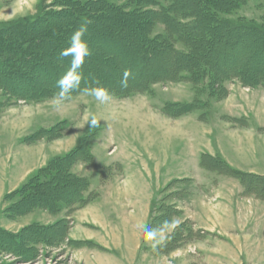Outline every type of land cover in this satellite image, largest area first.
Instances as JSON below:
<instances>
[{
    "label": "rangeland",
    "instance_id": "obj_1",
    "mask_svg": "<svg viewBox=\"0 0 264 264\" xmlns=\"http://www.w3.org/2000/svg\"><path fill=\"white\" fill-rule=\"evenodd\" d=\"M106 1L124 6L128 10L135 9L137 7L136 2H141L139 0ZM159 1L170 4L172 2H189L191 5L196 6L192 0ZM231 2L232 5L226 4L228 6H222L220 16L226 20L233 22L243 21L264 29V0H232ZM59 8L57 0H0V23L24 22ZM138 8H142V5L140 4ZM56 18H44L38 21L31 29H25L27 33L34 35L38 39L37 41H40L38 47L35 48L36 52L34 51L36 56L33 55L34 58L24 60L21 65L17 63L10 68L12 71L19 72L22 77L23 83L19 90L26 93L31 91L39 92L41 90L43 92L40 100L17 101L13 97H8L0 89V139L1 141L8 140L10 145L16 144L11 149V175L15 174L19 168L20 153L25 155L28 163L36 162V158L40 156L38 149L26 148L27 142L24 137H26L27 132L31 133L30 131L37 127L35 132L26 137V139H29L35 133L36 137L43 136L44 138L39 140H48L45 141L49 143L48 151L54 155H59L64 153L67 147L71 145L70 139H64V137L73 126L77 127L75 134L78 135L79 139L82 138L81 142L87 138L88 133L98 132L92 129L94 125L91 124V119L93 117L98 120L96 125L102 128L95 142V154L97 158L103 161L112 159L115 156L121 157L127 164H131V167L134 166V169H136L142 162L143 153L146 155L145 161L155 155L157 162L160 164L167 162V157L162 155V151L165 150V152H171L169 154L171 156L170 159L182 157L183 152V156L186 153L189 155L192 147L197 148V146L209 142L204 139V135H202V138L198 135L201 140L197 139L195 142L190 143L191 145L186 144L185 140H181L184 139L183 128L190 126L191 130V118L195 117L199 121L201 120V123H204L201 124V128L213 132L210 139H212L214 144L218 142L222 134L224 143H226L227 138L225 135L227 136V134L232 139L235 137L236 139L246 138L244 142L247 141V137H253L255 147H262L256 149L258 158L251 157V154H249L244 155L245 158L242 160L243 156L241 153L237 151V148L233 147L228 149L227 155L236 164L244 163L247 167L256 166L259 170H264V162L261 160L264 154V98L262 94L264 87L260 85L251 88L243 85L238 79L225 81L224 85L229 89V95H231L232 91L238 90L242 92L251 90L253 92L246 93V97H241L240 102H237L238 104L232 102L228 104L229 95L224 98H217L214 101L211 97L208 99V92L203 89L201 84V88L205 91V93L201 94L199 92L200 89L198 90L202 100L201 104L194 110L180 116L168 115L170 118L163 111L165 103L168 101L191 102L195 93L192 91L190 83L157 82L152 85V89L148 92L132 93L127 97H118L112 94L111 101L103 104L89 95V90L84 87L83 90L70 94L69 99L56 106L54 104L56 95L48 94L45 88L46 85L56 87L57 80L68 70L71 58L62 60L59 58L58 52L67 48L72 35L67 30L69 24L63 19L56 21ZM92 24L88 28L86 36L92 55L85 58L82 68L81 87L84 83L88 84L96 81L121 85V80L124 78L126 70L129 71L127 77V85H129L141 82L142 79L147 77H152L156 72L162 73L158 68H163L164 72H170L174 67L173 58L168 53L156 54L145 47L141 38L143 27L140 28L141 31L138 30L136 23L120 25L117 22L110 21L107 16L103 15L101 19H95ZM51 27L55 28V33L52 36L47 32ZM202 28H200V31L203 32L208 29L212 33L213 41L210 46L205 47H210V57L214 61L217 60L219 69L241 67L246 70L250 66L252 73H256L264 68V36L259 30L242 27L232 28L231 26L213 28L212 24L208 22L202 23ZM164 30V25L156 23L153 32L154 34H159L163 33ZM103 45L106 47V54L103 52L100 54V51H102L100 47H103ZM177 47L183 48V45L177 43ZM24 58L26 59V56ZM239 64L241 65L239 66ZM4 68L5 66L1 67L0 71ZM24 68H26L25 71ZM254 89L257 90L254 91ZM246 111L249 113L247 114ZM227 112L231 115L227 114ZM61 120L66 121V123L61 124L60 122H63ZM56 121L59 123V128L57 131L55 129L51 136H48L50 133L48 130L58 124ZM49 123H53V125H49ZM253 129L257 131L256 135L248 133V131L253 132ZM39 130L41 131L38 132ZM232 134L234 135L233 137H231ZM232 141L236 147L237 142L235 140L229 141V145ZM242 142L243 140L240 143ZM111 147H114L112 152L114 154L109 158L107 157V152ZM4 150L7 153V147ZM173 151H176L174 156L172 154ZM131 154H135V159L131 157ZM130 157L134 159V162H131ZM167 163L168 166L174 165L172 160ZM214 163H211L213 167ZM168 166L164 167V171L167 172ZM151 168L154 169L155 177H157V172L153 165H151ZM216 169L219 168H213V170ZM109 171L106 170L103 173V182H107L110 173H114V171ZM115 171H118V169ZM146 174L149 175L147 172ZM235 180L240 183L236 177ZM259 182L258 187L260 188L259 191H261L264 188V182ZM216 187H218V184ZM242 187L245 188L244 185ZM201 189L190 179L172 180L162 188L156 198V200H160L156 202L155 212L157 213V208L165 200L167 205L174 204L172 208L175 206L180 210L179 215L184 218L183 213L186 212L190 205H193V198ZM252 191L255 190L252 189ZM92 195L94 196L95 194L92 193ZM247 196L256 197L254 194ZM14 199L6 200L4 209L8 208ZM180 201L183 203L181 206L178 204ZM79 204L80 202H76L67 210L70 212ZM171 217L160 221L154 220L153 226L155 228L153 229L159 230L158 237L162 242L157 243L153 247L154 242L146 241L144 234L145 241L143 240L142 242L144 247L150 248L155 254H167L170 257V261L175 264H202L204 263V258L205 264H214V261H218L216 264H240L241 262L242 264H264L262 263L264 260L259 254L254 256L253 263L247 262L249 260L242 250L233 245L229 247L224 243L216 250L209 249L205 244L217 239L216 234L199 229L189 218L182 219L183 221L181 220L179 224L171 228L170 225L175 218L172 215ZM164 221H169V223L164 224ZM14 225L16 227L20 226L19 224ZM24 228L22 226L20 230H24ZM205 251L209 253H205ZM1 252L0 259L5 264H77L71 258L67 248L63 246H44L43 253L39 254L27 252L23 245L18 254L6 249H2ZM207 259L209 260L207 261Z\"/></svg>",
    "mask_w": 264,
    "mask_h": 264
},
{
    "label": "crops",
    "instance_id": "obj_2",
    "mask_svg": "<svg viewBox=\"0 0 264 264\" xmlns=\"http://www.w3.org/2000/svg\"><path fill=\"white\" fill-rule=\"evenodd\" d=\"M256 90L254 89V91ZM246 93L253 92L251 90L247 92L232 91L228 97V104H231L230 102L238 104L237 102H240L241 97H246ZM262 94L264 98V91ZM227 114L230 113L227 112ZM192 118V129L190 130V126L183 128L184 139L181 140L190 144L197 139L201 140L198 135L201 138L204 135V139L209 142H205L204 145L197 146V148L192 147L189 155L186 153L184 157L183 152L182 157L178 159H170L169 154L171 152L162 151L163 157H167V162L173 161V166H168L167 162L158 163L155 155L145 161L146 155L143 153L142 162L136 169L134 166L131 167V164H127L121 157L115 156L104 161L96 157L95 142L102 128L94 125L92 129L98 131V135L90 148L94 160L93 164L78 161L72 166L71 171L88 180V190L84 194L88 196L90 193H94L95 195L87 203L70 212L66 208L58 213H51L43 208H35L16 218H12L4 212L6 196L20 189L54 158L74 150L82 138L79 139L78 135L75 134L77 127L73 126L64 137V139H70L71 145L59 155H54L48 151L49 143L45 142L48 141L46 139L35 141L33 144L26 143L27 149H38L40 156L36 158V162L28 163L25 155L20 153L19 168L13 175H11L12 171L10 170L11 149L16 144L10 145L8 140L1 141L0 139V227L18 233L22 226L27 227L36 223L52 226L66 219L69 221V229L60 245L67 248L71 258L77 264H175L170 261L167 254H155L153 250L142 245L145 234L144 226H148L153 203L162 188L172 180L190 179L202 189L194 196L193 205H190L183 213L184 218H181L182 215L175 217L170 227L179 224L182 219L189 218L199 229L216 234L217 239L205 244L209 249L216 250L225 243L229 247L231 245L239 247L248 258L249 261L247 262L253 263L254 256L257 254L264 260V200L244 195L241 182L238 183L234 176L208 169L202 165L203 156L208 155L221 158L232 169L264 176V170H259L256 166L247 167L244 163L236 164L227 155L228 149L233 147L241 153L242 160L245 158L244 155L249 154L251 157L258 158L256 149L262 147H255L253 137H247L248 142H244L246 138L238 137L239 139H236L235 137L232 139L229 138L228 134L225 135L226 143L222 141V134L218 142L214 144L210 139L213 132L201 128V124L204 123L195 117ZM58 121L56 122L58 123ZM51 124L53 125V123H49V125ZM36 129L37 127L30 131L31 133L27 132L26 137L35 132ZM256 132L254 129L253 132L248 131L249 134L255 135ZM168 135L170 136L169 132ZM233 136L232 134L231 137ZM26 137L24 138L26 139ZM231 140L237 142L236 147L233 141L231 143L233 146L229 145ZM240 140L243 142L240 143ZM6 147L7 153L4 152ZM113 150L114 147L108 149L107 157L113 156ZM175 152H172L173 156ZM131 157L135 159V154H131ZM131 157V162H134ZM261 160L264 162V154ZM151 165L155 168L157 177H155ZM165 166H168L167 172L164 171ZM117 169L118 171H115ZM106 170L114 171V173H110L107 182H103L102 176ZM217 184L218 187H216ZM178 204L181 206L183 203L180 201ZM14 224L20 226L16 227ZM205 253L209 252L205 251ZM203 261L202 264H205V258ZM217 262L214 261V264ZM262 263L264 262L262 261ZM0 264L5 263L0 259Z\"/></svg>",
    "mask_w": 264,
    "mask_h": 264
},
{
    "label": "trees",
    "instance_id": "obj_3",
    "mask_svg": "<svg viewBox=\"0 0 264 264\" xmlns=\"http://www.w3.org/2000/svg\"><path fill=\"white\" fill-rule=\"evenodd\" d=\"M139 1L141 2H136L137 7L135 9L128 10L124 6L106 0H88L84 2L82 0H57L60 8L53 12L41 14L24 22L0 23V68L5 66L0 71V89L8 97H13L17 101L40 100L42 97L43 91L41 90L28 93L20 91L19 89L23 83L22 77L19 72L17 73V71L10 69L17 63L21 65L24 60H30L36 56L34 55L36 52L35 48L38 47L40 41H37L38 39L34 35L27 33L25 29H31L38 21L44 18L57 17L56 21L63 19L69 24L67 30L73 33L82 22H87L88 28H90L95 19H101L103 15L107 16L110 21L117 22L120 25L136 23L138 30L143 27L141 38L145 47L156 54L168 53L173 58L174 64L170 72H164L163 68H158L162 73L156 72L152 77L142 79L141 82L129 84L127 87L104 83V81L99 82L115 96L127 97L132 93H145L152 89V85L157 82L190 83L195 93L191 102L168 101L163 107L165 114L177 117L194 110L201 104L202 100L198 94L199 89L201 94L205 93L203 89H206L208 99L211 97L214 101L217 98H224L229 95V89L224 85L227 80L238 79L243 85L251 88L259 85L264 87V68L256 73H252L250 66L246 70L241 67L219 69L217 60L214 61L210 57V47L207 48L213 41L212 33L208 29L203 32L200 31L202 23L208 22L212 24L213 28L217 26L251 28L259 30L264 36V29L259 26H252L243 21L233 22L219 15L222 12V6H228L226 4H231L232 0H206L204 2L203 0H192L196 6L191 5L189 2H172L170 4L159 0ZM140 4L142 8H138ZM156 23L164 25L165 30L163 33L154 34ZM92 25L94 26V24ZM47 32L52 36L55 33V28L51 27ZM177 43L183 45V48H178ZM105 45L100 47L102 50L100 54L102 52L107 53ZM24 56H26V59ZM6 77L9 79H6ZM86 84L84 83L82 87L80 86L70 94H75L83 90L84 87L89 90L94 82ZM45 91L50 95H57L59 89L53 85H46ZM60 123L65 124L66 121ZM58 125L59 123L55 125L56 127L48 130L50 131L48 136H51L55 129L57 131ZM96 136L97 132L88 133L87 138L82 140L74 150L54 158L33 175L20 189L6 196V200L15 199L8 208L4 209V212L8 216L16 218L35 208H43L51 213H58L64 208H71L76 202H80L77 207L87 203L93 197L92 193L88 196L84 194L88 190L89 182L86 178L72 173L71 168L78 161H86L93 164L94 160L90 148ZM41 138L44 137H36L35 133L29 139H25V141L32 143ZM211 163H214V167L219 168L216 170L220 173L229 174L239 179L245 187L244 195L254 194L256 198L264 200V188L259 191L260 188L258 187L259 181L264 182V176L232 169L221 158L203 156L202 165L204 167L213 170L214 167ZM252 189L255 191H252ZM159 200L154 201L152 206L148 223L151 228H155L153 226L154 220L160 221L171 217V215L175 217L180 213V210L175 206L172 208L174 204L167 205L165 200L161 202V206L157 208L156 213L155 205ZM68 229L69 221L66 219L52 226L38 223L32 224L18 233H13L0 227V255L2 254V249L18 254L22 245L27 252L33 254L43 253L44 246L59 247L66 237Z\"/></svg>",
    "mask_w": 264,
    "mask_h": 264
},
{
    "label": "clouds",
    "instance_id": "obj_4",
    "mask_svg": "<svg viewBox=\"0 0 264 264\" xmlns=\"http://www.w3.org/2000/svg\"><path fill=\"white\" fill-rule=\"evenodd\" d=\"M88 33L87 22H82L72 33L70 42L67 48L61 49L58 52L60 59L71 58L69 62L68 70L57 80L56 87L59 89L56 97L54 98V104L59 106L61 102L70 98V93L80 87L83 72L82 68L85 63V58L92 55V50L86 39ZM129 71L126 70L124 78L121 80V86L127 87V77ZM89 95L95 98L100 103H108L112 99L110 91L98 81L94 82L93 86L89 89ZM91 124H98V120L93 117ZM169 221H164V224H168ZM158 229H153L147 225L144 226L145 240L153 241V247L157 243L162 241L158 237Z\"/></svg>",
    "mask_w": 264,
    "mask_h": 264
},
{
    "label": "bare ground",
    "instance_id": "obj_5",
    "mask_svg": "<svg viewBox=\"0 0 264 264\" xmlns=\"http://www.w3.org/2000/svg\"><path fill=\"white\" fill-rule=\"evenodd\" d=\"M25 74V73H24ZM140 111V110H139ZM147 112V111H146ZM132 113L134 114L133 110H132ZM148 120V119H147Z\"/></svg>",
    "mask_w": 264,
    "mask_h": 264
}]
</instances>
